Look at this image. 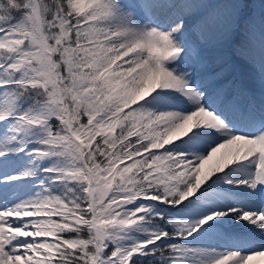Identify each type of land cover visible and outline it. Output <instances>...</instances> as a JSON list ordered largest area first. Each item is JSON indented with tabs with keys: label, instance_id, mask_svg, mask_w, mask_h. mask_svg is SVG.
Wrapping results in <instances>:
<instances>
[{
	"label": "snow or ice",
	"instance_id": "obj_1",
	"mask_svg": "<svg viewBox=\"0 0 264 264\" xmlns=\"http://www.w3.org/2000/svg\"><path fill=\"white\" fill-rule=\"evenodd\" d=\"M254 5L0 0V264H264Z\"/></svg>",
	"mask_w": 264,
	"mask_h": 264
},
{
	"label": "bare ground",
	"instance_id": "obj_2",
	"mask_svg": "<svg viewBox=\"0 0 264 264\" xmlns=\"http://www.w3.org/2000/svg\"><path fill=\"white\" fill-rule=\"evenodd\" d=\"M236 63L238 74L243 79L245 84L251 87L254 91L258 92V89L255 87V82L251 78L255 70L252 69L249 65L244 64L243 62L236 61Z\"/></svg>",
	"mask_w": 264,
	"mask_h": 264
},
{
	"label": "rangeland",
	"instance_id": "obj_3",
	"mask_svg": "<svg viewBox=\"0 0 264 264\" xmlns=\"http://www.w3.org/2000/svg\"><path fill=\"white\" fill-rule=\"evenodd\" d=\"M259 4V0H255V5L254 6H258Z\"/></svg>",
	"mask_w": 264,
	"mask_h": 264
}]
</instances>
